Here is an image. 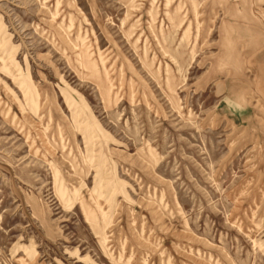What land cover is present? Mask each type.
Returning a JSON list of instances; mask_svg holds the SVG:
<instances>
[{"label":"rangeland","instance_id":"obj_1","mask_svg":"<svg viewBox=\"0 0 264 264\" xmlns=\"http://www.w3.org/2000/svg\"><path fill=\"white\" fill-rule=\"evenodd\" d=\"M0 264H264V0H0Z\"/></svg>","mask_w":264,"mask_h":264}]
</instances>
